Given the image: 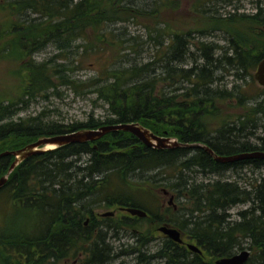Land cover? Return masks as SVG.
I'll return each instance as SVG.
<instances>
[{"label":"trees","instance_id":"obj_1","mask_svg":"<svg viewBox=\"0 0 264 264\" xmlns=\"http://www.w3.org/2000/svg\"><path fill=\"white\" fill-rule=\"evenodd\" d=\"M134 1L0 0V63L15 62L17 68L10 74L14 78L17 74L18 81L13 96L0 99V154L21 149L40 137L133 122L182 144L206 145L219 156L264 152V88L253 79L257 64L264 59V10L224 18L195 10L196 17L210 22L206 31L228 33V48L222 52L216 44L191 42L198 38L194 35L204 36L203 29L169 34L167 27L160 29L155 22L158 37L168 39L162 52L165 64L158 76L155 62L128 63L123 54L125 41L108 29L141 16L156 17L174 6V1L153 0L149 11L132 8ZM49 45L55 53L35 60L34 55ZM108 51L109 59L105 57ZM194 53L202 59L201 65L194 62L188 69L176 65ZM92 59L89 63L101 64L97 75L79 81L75 73ZM220 71L234 77L231 90L215 86ZM238 80L243 83L235 84ZM63 86L94 94L109 117L101 121L90 116L86 122L64 124L45 119L41 112L13 120L30 101L48 100ZM222 104L228 106L225 114L219 107ZM229 107L238 110L231 112ZM211 120L219 121L218 126L210 128ZM252 138L255 142H250ZM13 161V156H0V179ZM168 168L172 169L166 174L172 181L169 186L180 190L190 204L180 225L173 211L150 215L134 196L138 189L149 191L143 182L131 179ZM247 170L263 171L264 159L222 164L200 148H147L122 131L31 156L9 174L0 189V203L22 218H35L36 233L0 232V264H61L79 253L113 260L124 252L113 251L108 234L138 231L139 223L145 221L148 230L138 240L142 248L159 224H166L194 239L202 254L189 253L165 238L152 254L133 248L136 264H151L155 259L164 264H214L215 259L245 248L250 255L244 264H264V174L250 180ZM226 173L234 179L197 181L199 175L222 178ZM100 202L106 207L138 208L151 217L98 222L92 207ZM235 206L246 208L232 219L229 211ZM87 218L89 225L84 226Z\"/></svg>","mask_w":264,"mask_h":264},{"label":"rangeland","instance_id":"obj_2","mask_svg":"<svg viewBox=\"0 0 264 264\" xmlns=\"http://www.w3.org/2000/svg\"><path fill=\"white\" fill-rule=\"evenodd\" d=\"M172 1H174V6L164 9L156 17L152 18L141 16L139 19L131 20L128 23H117L116 25H111L108 29L109 31H114V33L118 35L120 37L119 39L123 40V42L125 41L123 45V54L127 56L128 63L140 66L150 62H155V74H158V76L161 74L162 68L165 64L162 52L167 46L168 39L165 35L162 38L158 37V34L160 33L155 32L157 29L153 30V24L155 22H159L158 28L160 29L167 27L169 34L178 33L188 29H203L205 31L204 36L194 35L196 37L198 36V38L191 42L195 44L201 40L208 44H216L222 52L225 48H228V33L223 30L211 32L206 31L210 22L200 20L199 17H196V12L194 11L196 10L202 12L203 10H206V16L220 15V17L224 18L229 15L248 16L255 14L258 9L264 10V0H210L212 1L210 3H207V0H171L170 2ZM152 2L153 0H136L133 2L131 7L134 9L149 11L154 4H152ZM30 17L35 18V15H31ZM2 18L3 14L0 12V21ZM158 41L161 42L160 45L157 43ZM54 50V46L49 45L45 48V50L34 55V59L41 61L49 58L55 53ZM190 51L194 52V48L190 47ZM120 52L121 51L119 50V53ZM215 56H217V53ZM105 57L109 59V51L105 54ZM89 61H93V59L86 61L87 63L85 62L81 65V70L75 73L78 80L81 82L96 76V72H98L101 67L99 62L89 63ZM194 62L198 65H201L203 62L202 59L198 57L197 53H194V56H189L182 65H176L178 67L188 69L194 65ZM124 66H127V64ZM15 68H17V64L15 62H13V64L8 62L0 63V99H6L9 96H13V92H15L18 82L16 79L17 74H14L15 78L10 74V72ZM218 77L220 78V81L215 83V86L227 90L232 89V85L234 84V77H232V75H228L224 71H220L218 72ZM241 83L243 82L238 80L235 84ZM256 86H258V84ZM82 90H74L64 86L58 87L57 95L50 96L48 100L37 98L35 101H30L27 108L18 112L13 120L18 122L25 120L28 117L36 116L41 112H44L45 119L64 124L86 122L90 116H93L96 120L101 121L108 118L109 115L106 112V107L102 105L101 102L96 101V96L94 94H89L84 89ZM219 107L223 109L224 114L227 113L228 106H226V104L219 105ZM229 109H231V112H236V110H238H234L231 107H229ZM209 122L211 124L210 128H215L218 126L219 121L211 120ZM250 142H255L254 138L250 139ZM171 170V168H168L165 169L164 172L161 171L162 173L156 171L161 174L160 176L162 177H157L156 172H149L131 179L134 182H143L142 185L144 186V189L149 191L148 195L143 193L144 190L138 189L134 191V196L138 199V201L144 204L143 206L146 207L150 215L156 214L162 216L168 210L172 211L171 206L168 205V197L163 196L161 192V188L172 191L169 186L172 181L170 180L169 175H166L171 174ZM246 174L247 177L252 180L264 174V170L255 173L247 170ZM229 178L234 179L232 173H226V175L222 178L199 175L197 177V181L208 182L210 179L214 181L217 179L224 180ZM182 197H179L175 201L180 216H182L185 211L190 209V204L186 203L185 197ZM2 203L3 202L0 203V232H5L6 234H13L14 232H32L31 234L36 233V224L34 221L37 223V220L35 218H22L19 214L14 213L10 208L4 207ZM244 208H246V206H235L231 208L229 211L231 218L236 219L237 212ZM92 211L98 222H103L108 219L118 220L128 218L132 221L135 219L127 212L120 210L118 206L106 207L102 202L94 205L92 207ZM108 212H114V215L112 217H102V214ZM172 214L174 215L176 222L178 224H182L183 218L180 219V217H176L174 212H172ZM139 224L140 226L138 227V231L136 230L135 232L129 229H124L116 232V235H113L112 232L108 234L107 243L113 248V251L115 253L124 252L123 255H118L112 264H135V254L131 251L133 248L135 251H144L146 249V251H149V253L152 254L161 246L160 243L163 239H165V237L158 232V230H155L149 236L150 242L145 247L142 245L144 247L142 248L138 240H140V236L146 235L149 224L146 221L140 222ZM160 226L161 224H159L157 228ZM244 250L248 251L246 248ZM241 251L238 250L235 254H238ZM72 257L75 258V256ZM151 264H164V260L155 259Z\"/></svg>","mask_w":264,"mask_h":264},{"label":"water","instance_id":"obj_3","mask_svg":"<svg viewBox=\"0 0 264 264\" xmlns=\"http://www.w3.org/2000/svg\"><path fill=\"white\" fill-rule=\"evenodd\" d=\"M253 79L259 87L264 88V59H262L256 66L253 73ZM127 132L134 136L143 146L156 150L172 149V148H185L194 149L200 148L204 150L215 162L228 164L242 160L264 159V152H251L240 153L230 156H219L215 154L209 147L203 144H182L175 139H171L164 136H158L152 133L149 129L145 128L138 122L124 123L116 125H108L100 127L97 130H79L72 133L45 136L38 138L35 142L26 145L25 147L16 151H5L0 156H13L14 161L11 164L7 174L0 179V189L6 183L9 174L25 159L42 154L49 150L61 148L71 144H82L95 142L101 139L111 132ZM125 211L137 218H144L148 216L146 212L138 208L126 207ZM114 212H108L102 214V217H112ZM158 231L171 240L174 243H181L179 232L171 228L169 225H162L158 228ZM187 249L191 252L202 254V251L195 245H187ZM249 251L243 250L238 254H234L230 257L219 258L215 261V264H244L249 258Z\"/></svg>","mask_w":264,"mask_h":264},{"label":"flooded vegetation","instance_id":"obj_4","mask_svg":"<svg viewBox=\"0 0 264 264\" xmlns=\"http://www.w3.org/2000/svg\"><path fill=\"white\" fill-rule=\"evenodd\" d=\"M172 191H173V193H172ZM172 191L171 190L164 189V188H161V192H162L163 196L168 197V205L171 206V209L175 213L176 217H180V219H181L182 216H180V214L178 213V207L176 206L175 201L180 196H182L183 193L180 190H177V189L176 190H172ZM125 208L126 207H122V208L120 207V210L125 211ZM131 217H133V216H131ZM150 217L151 216L148 214V216H146L144 218H150ZM134 218H137V217H134ZM144 218H138V219H144ZM89 220H90V218H87V221H85L84 226H88L89 225V222H88ZM162 225H166V224H161V226ZM96 226H97V224H96ZM170 227L171 228H174L172 226H170ZM174 229H176L179 232L180 239H181V243H175V244H177L178 246H180L182 248H185L189 253H192V254H197V253H194V252L189 251L187 249V245H195V246H197L202 251V249L200 248V246H198L197 242L194 239H192L190 236H187L184 233V231L180 230L179 228H174ZM156 230H158V228H156ZM165 238H167V237H165ZM131 251H133V249ZM71 259H74V260H71ZM114 260H115V258L113 260H104V261H101L98 257L92 256L90 254L79 253L75 258H73V257L64 258L61 264H112V262H114ZM216 260L217 259H215L213 261L214 264H215V261ZM135 264H136V261H135Z\"/></svg>","mask_w":264,"mask_h":264},{"label":"bare ground","instance_id":"obj_5","mask_svg":"<svg viewBox=\"0 0 264 264\" xmlns=\"http://www.w3.org/2000/svg\"><path fill=\"white\" fill-rule=\"evenodd\" d=\"M164 179H165V178H164ZM210 181H211V180H210ZM194 188H195V187H194ZM194 188H193V189H194ZM193 189H191V191H192Z\"/></svg>","mask_w":264,"mask_h":264}]
</instances>
